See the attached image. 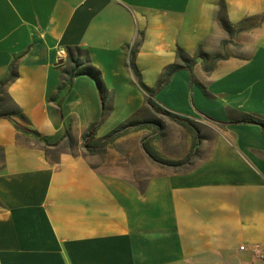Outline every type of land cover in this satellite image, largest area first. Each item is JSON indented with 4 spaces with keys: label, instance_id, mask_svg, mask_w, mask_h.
Instances as JSON below:
<instances>
[{
    "label": "crops",
    "instance_id": "obj_1",
    "mask_svg": "<svg viewBox=\"0 0 264 264\" xmlns=\"http://www.w3.org/2000/svg\"><path fill=\"white\" fill-rule=\"evenodd\" d=\"M225 6L245 27L236 45L224 44L219 0H0V83L15 59L18 72L0 94V264H264V133L237 121L264 118V0ZM68 46L89 50L112 94L96 138L147 105L133 47L151 89L179 48L208 63L226 55L211 71L198 56L194 82L177 70L155 96L216 120L207 156L174 179L152 175L144 191L101 171L85 147L100 93L91 75L65 84Z\"/></svg>",
    "mask_w": 264,
    "mask_h": 264
},
{
    "label": "rangeland",
    "instance_id": "obj_2",
    "mask_svg": "<svg viewBox=\"0 0 264 264\" xmlns=\"http://www.w3.org/2000/svg\"><path fill=\"white\" fill-rule=\"evenodd\" d=\"M255 22L258 20L248 23ZM243 30L245 27L242 26V23L237 27L231 25L229 31L225 29L228 36L224 44L227 46L236 45L235 42ZM198 53L200 54V52ZM189 56L180 58V64L187 65L192 58ZM130 120L136 125H129L125 129L126 133L110 144L106 150L96 151L90 155L95 156V164L101 171L121 175L129 186L138 187L143 191L147 188L152 175L157 174L160 181H163L168 176L174 179V175L184 171L163 166L152 160L145 151V144H148L155 153L167 159H181L191 152L193 163L196 164L208 153L207 150L201 149V144L214 141L218 132L217 124L206 117L200 116L195 120L201 144L197 152H194V134L171 117L160 111L152 110L148 104ZM1 162L2 153L0 152V169Z\"/></svg>",
    "mask_w": 264,
    "mask_h": 264
},
{
    "label": "trees",
    "instance_id": "obj_3",
    "mask_svg": "<svg viewBox=\"0 0 264 264\" xmlns=\"http://www.w3.org/2000/svg\"><path fill=\"white\" fill-rule=\"evenodd\" d=\"M219 4H220L219 20H220L221 24L223 25V27L229 31L231 23L228 21V19L226 17H224V12L226 9L225 0H219ZM136 52H137V48L133 47L131 50V62L130 63H131V67H132L133 71L135 72L136 76L138 77L139 85L148 95L147 100H146L147 104L151 107L152 110L160 111L161 113H163V114L171 117L175 121H177L179 124L188 128L189 131L194 134V138H195V140H194V152L195 151L197 152V150L201 144V140H200V136H199V129L195 125V119L192 117H189V116H184V115H181L179 113H175V112L171 111L170 109L161 107V105L155 100V96L160 90H162L171 81L173 74L177 70H180L183 68L188 69L191 72L192 81L194 82L195 77L193 74V68H194V65L197 63L198 56L204 59V61L206 63L204 66L205 70L211 71L214 68L216 62L221 58H225L226 55L216 54L215 56H213L212 61L210 63H208V55L206 53L200 52V54L198 56L190 58L187 65L180 64V62H176L174 64H171L164 69L162 76L158 80L155 88L151 89L147 85L144 84V82L142 80L141 73L135 65L134 56H135ZM177 55H178L179 59L180 58L183 59L185 56L186 57L189 56V54L185 50H183L182 48L178 49ZM67 58H68L69 62L71 63V66L64 70L65 84L73 86L74 79L77 76L83 75V74L91 75L96 81V84H97V87H98V90L100 93L102 105H103V111H102L101 118L98 119L97 121L93 122L89 127L88 133L86 134L85 147H86L87 151L91 154L95 153L96 151L106 150V148L110 144L114 143L119 137H121L122 135H124L126 133L125 129L129 125H134L135 123H132V121L129 119V120L125 121L124 123H122L121 125L115 127L113 130L108 132L106 135L99 137V138H96L97 129H98L99 125L102 123V121L105 119V117L108 115V113L110 111V106H111L110 99L112 98V94L109 91L108 87L106 86V84L103 80L101 70L99 68H97L95 65H93V63L91 62V58H90L88 49H84L80 46H73V47L68 46L67 47ZM16 62H17L16 59L11 62L10 67H9V74H8L7 78L0 83V94L2 93L4 88L9 84V82L14 80L18 76V72L16 69V65H17ZM61 105L62 104H59L60 107H61ZM10 112H12V113H10L11 115H13V114L18 115L22 119H25V115L13 103H12V106L10 108ZM8 118H10L14 122L17 129L23 130V131L28 132V133H32L35 136L39 137L41 140L43 139L42 135L37 130H33V129L27 127L23 123L14 119L12 116H9ZM210 119L213 121H216L213 118H210ZM237 121L259 124L263 130V133H264V118H262V117H259L256 115H251V114H246L245 116H243L241 119H239ZM237 121H232V122H237ZM222 124H226V122H222ZM144 148L152 160L160 163L163 166L176 168L179 170H186V169L191 168L193 165H195L193 163L191 152L187 156H185L181 159H167V158L161 157L160 155L155 153L154 150L148 144H145Z\"/></svg>",
    "mask_w": 264,
    "mask_h": 264
},
{
    "label": "water",
    "instance_id": "obj_4",
    "mask_svg": "<svg viewBox=\"0 0 264 264\" xmlns=\"http://www.w3.org/2000/svg\"><path fill=\"white\" fill-rule=\"evenodd\" d=\"M63 61H64V59L61 58V59L58 60L57 64H61V63H63Z\"/></svg>",
    "mask_w": 264,
    "mask_h": 264
},
{
    "label": "built area",
    "instance_id": "obj_5",
    "mask_svg": "<svg viewBox=\"0 0 264 264\" xmlns=\"http://www.w3.org/2000/svg\"><path fill=\"white\" fill-rule=\"evenodd\" d=\"M241 248L244 249L245 248V245H242Z\"/></svg>",
    "mask_w": 264,
    "mask_h": 264
}]
</instances>
